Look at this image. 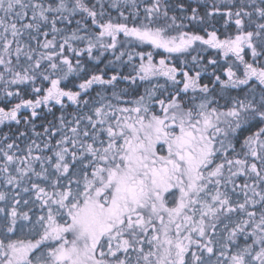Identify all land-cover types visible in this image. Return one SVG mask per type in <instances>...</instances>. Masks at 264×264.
I'll list each match as a JSON object with an SVG mask.
<instances>
[{"label":"snow or ice","instance_id":"snow-or-ice-1","mask_svg":"<svg viewBox=\"0 0 264 264\" xmlns=\"http://www.w3.org/2000/svg\"><path fill=\"white\" fill-rule=\"evenodd\" d=\"M0 264H264V0H0Z\"/></svg>","mask_w":264,"mask_h":264}]
</instances>
